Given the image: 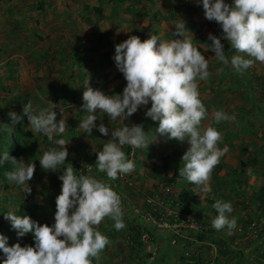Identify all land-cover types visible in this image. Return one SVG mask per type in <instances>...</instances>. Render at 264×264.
Segmentation results:
<instances>
[{
  "label": "rangeland",
  "instance_id": "374dc122",
  "mask_svg": "<svg viewBox=\"0 0 264 264\" xmlns=\"http://www.w3.org/2000/svg\"><path fill=\"white\" fill-rule=\"evenodd\" d=\"M114 1L0 0V134L3 127L12 123L8 115L9 112L22 114L23 105L27 101H31L34 107L51 108L55 106L56 108L53 110L57 113L56 120L59 121L62 118L66 122V130L62 136L54 137L55 139L63 138L67 144L65 147L69 155L65 160V165L69 167L70 164L72 165L71 159H78L81 167L86 168L87 175L109 183L116 190L115 180L107 178L105 173H103L104 177L98 178L101 172L95 166L96 159L94 158L96 152L100 151L99 147H103L109 141L110 135L104 136L96 129H93L92 133L88 135L79 128L80 121L87 115L85 109L82 108V94L85 90L86 80L89 79V86L101 90L106 95L120 94L126 86L123 74L117 67L114 68L115 61L113 64L107 59L104 62L101 61L102 55L104 57L110 53L114 55L115 50L107 47L94 48L92 64L88 67H82V70H78L72 78L73 68L65 67L59 60L63 57L70 58L69 56L75 48L93 47L96 43V36L100 34H113L112 38L117 42L115 44L123 42L131 35L138 36L142 42L149 39L153 34L162 41H170L178 38L173 36L174 26L181 19L190 31L186 35L192 37L193 44L199 48L209 62V77L206 80L198 81L199 98L207 110V115L202 120L201 126H213L221 133L222 138L218 142L219 147L223 148L225 145L228 147L229 142L234 147V151L232 153L227 151L212 169L208 181L211 192L202 193L200 187L196 185L193 186V189L202 200L210 199L212 195L216 200L223 199L225 190L223 192L217 190V183H222L224 181L222 178L226 177L230 170L240 167V159L244 162L250 158L254 159V153L251 151L254 152L259 146L262 153L260 157L261 159L264 158V115L258 107L259 101L264 103V63L255 62L244 73H240L235 71L230 63L224 65L218 61L210 47L211 41L208 39V35L211 33L218 36L222 30L215 21H209L205 18L202 5L195 3V0H139L134 5ZM225 2L231 4L232 0H225ZM99 6L103 9V16L100 19L95 11ZM221 42L224 44V52L230 60L236 54L235 50L231 49L226 40ZM86 55L89 57V54ZM111 60L114 59L111 58ZM114 73L120 74L121 79L106 83L105 77L110 78ZM247 84L251 85V90ZM150 107L151 103L138 109L135 114L124 121L128 126L141 124L150 143L147 148H133L129 145L122 147L127 159H131L135 164V170L132 173L143 176V180L140 182L129 181L131 184L133 183V187L140 194V199L138 198L140 204L143 201L142 196L146 195L147 192L151 190L162 191L167 187L164 185L165 183L159 182L158 175L166 174L168 179H172L175 175V169L183 167L182 156L189 147L187 141L179 142V147H177L176 139L169 140L155 132L158 122L152 121L144 114ZM68 108L73 109L71 116H69L73 119L70 123H68L69 118L67 117ZM217 110H223L228 115L234 116L235 119L215 123L212 116ZM97 119L95 122L97 125L104 123L110 129L123 126L121 119L112 121L108 119L106 114L99 111L97 112ZM16 124L25 135L31 138L35 146L34 152L37 155L36 161L31 162L28 156H26L27 158L24 157L23 161L34 163L36 167L33 177L29 181L30 192L25 193L22 186H17L10 181L8 191H4L0 187V208H5L4 200H8L11 203V211L16 213L20 206L18 201L27 198L31 205L38 204L40 206L36 214L37 222L51 226L54 223L56 211L55 199L60 194L61 185L54 188L49 186L48 182L52 175L62 174L64 164L58 166L56 171L45 170L41 168L39 158L45 151L59 146L49 141L45 135L34 132L26 116ZM13 129L15 131V128ZM71 129L77 130L73 138H70L69 131ZM248 130H251L253 134H249ZM128 146L131 149L127 156ZM247 148L251 151L243 152ZM176 160H178L177 166ZM256 172H264V164L258 165L256 163L255 166L249 165L247 168L245 176L248 178V185L245 189L249 196L253 195L258 186L261 185L262 177ZM121 176L124 177L125 175ZM125 177L131 178L128 175ZM216 178H219L217 182ZM187 182L184 178L182 180L177 179L176 184L170 187L171 195L180 199V190L187 185ZM156 184L157 186H154ZM228 191L226 190V192ZM236 197L238 198H234L235 200L232 202L236 205L231 203L235 211L230 216L235 217L236 220L241 218L246 221L245 213L247 211L241 210L243 205L240 202L241 197L237 195ZM122 208L125 227L128 222L132 223L131 221L135 219L140 220L139 214L136 213L137 207L132 203V199L127 198ZM247 209L254 218L258 217L252 213V205L248 206ZM209 217L214 219L212 211H210ZM260 220L259 223L261 224L258 223L254 228H251L250 235L247 236L248 239L243 235L239 236L241 234L240 224H236V227L231 231V235L236 240L247 239L250 246L253 247L250 251L252 260L255 259V251L258 248H254L256 243H260V247H264V240L258 241L257 235L259 233L253 231L256 227L264 226V216ZM113 224L114 222L109 217H105L99 225L95 226L97 230L108 237L110 243L99 253L98 257H90L92 264H137L131 260L130 251L126 245L128 241L117 236V234L119 235L118 232L123 229L117 231ZM2 225L4 229H1ZM133 227L136 229L135 224ZM0 229V234L7 237L9 232H15V236H17L16 230L12 229L10 223L4 218L3 224H0ZM258 231H261L260 228ZM115 232L117 234L114 237L113 233ZM226 234H229L227 228L216 232L213 238L218 241ZM162 240L163 244L161 242L158 245L161 248L159 251L164 252L165 250L169 255L167 251L168 240ZM211 241L208 240L207 244L215 245ZM13 244L15 243L8 242L9 246ZM146 244L148 245L147 253L154 250L149 242ZM195 248L194 246L192 250ZM182 253L184 252L182 251ZM215 253L216 248H213L211 254L214 256ZM169 258L173 259V255H169Z\"/></svg>",
  "mask_w": 264,
  "mask_h": 264
},
{
  "label": "clouds",
  "instance_id": "9594fccd",
  "mask_svg": "<svg viewBox=\"0 0 264 264\" xmlns=\"http://www.w3.org/2000/svg\"><path fill=\"white\" fill-rule=\"evenodd\" d=\"M195 3L202 5L205 18L215 21L222 30L219 37L208 35L218 61L224 65L230 63L240 73L255 62L264 63V0H232L231 4L225 0H195ZM174 28L173 36L178 38L170 41H162L153 34L142 42L138 36L131 35L115 45L113 59L126 86L120 94L106 95L89 86V79L86 80L82 108L87 115L80 121L79 128L88 135L93 129L104 136L110 135L102 150L96 152L95 166L107 178L116 180L119 175L135 170L134 162L127 159L122 147L147 148L150 144L141 124L128 126L124 121L151 103L144 114L158 122L155 132L169 140L189 144L182 156L183 167L179 168V175L199 186L202 193H209L212 169L228 147L218 146L222 136L215 127L201 126L207 110L199 98L198 81L206 80L210 75L208 59L193 44L192 37L186 35L190 31L183 20L180 19ZM222 40L235 50L236 54L230 60ZM54 108L34 107L27 101L22 114H8L14 124L26 116L34 132L45 135L59 146L50 148L39 158L41 168L52 171L65 164L69 155L65 140L54 138L62 136L66 130L65 120H56ZM98 111L112 121L121 119L123 126L110 129L104 123L97 125ZM212 119L220 123L235 117L217 110ZM5 162L14 165L12 170L4 173L5 178L22 186L25 193L30 192L29 181L35 164L17 160L8 151L0 153V165ZM77 172L69 166L58 176L62 185L55 199L56 211L51 226L39 224L28 215L12 211L4 213V219L16 230L17 236L31 233L34 245L22 247L15 243L9 246L8 237L0 234V251L3 253L0 264H92L90 257H98L110 243L95 226L109 217L117 231L125 227L121 196L109 183L90 175H77ZM212 207L217 215L211 226L217 231L227 228L231 234L237 224L236 218L230 216L233 212L231 202L217 199Z\"/></svg>",
  "mask_w": 264,
  "mask_h": 264
},
{
  "label": "trees",
  "instance_id": "16d2710c",
  "mask_svg": "<svg viewBox=\"0 0 264 264\" xmlns=\"http://www.w3.org/2000/svg\"><path fill=\"white\" fill-rule=\"evenodd\" d=\"M114 2H126V4L134 5L137 4L139 0H115ZM130 10L132 11L131 7ZM95 11L97 13V17L100 19L103 16V9L101 8V6H99L95 9ZM115 12L117 11L115 10ZM221 32L217 37L221 35ZM112 37L113 34H100L96 36V43L93 47H88L87 49H84L83 46H81V48H75L72 51V54L69 56L70 58L63 57L59 61L65 67H71V69L73 68L72 72L74 73H72L71 75L72 78L82 67H88L92 64L91 62H93L92 56L94 48L107 47L115 50V43L117 42ZM86 54H89V57ZM102 56V62L106 61L107 59L111 64H113L114 60H111V58H113L114 55H112V53L108 54L106 57H104V55ZM113 65L115 68V63ZM105 78L106 83L110 81L116 82L121 79L120 74L118 73H114L110 78ZM247 87L251 90L250 84H247ZM258 107L261 110V113L264 115V103L259 101ZM68 110L70 113L68 112L67 117L69 118V116H71L72 114L73 109L68 108ZM71 120L73 119H71L70 117L68 123H70ZM13 128H15V131ZM69 132L70 138H73L77 130L71 129ZM247 132L249 134H253L251 130H248ZM179 142L180 141L175 140V144L178 145L177 147H179ZM228 144V152L232 153L234 151L233 144H231L230 142ZM102 148V146L99 147L100 151L102 150ZM260 148L261 147L259 146L256 150H254V152L249 150V148L244 149L243 152L245 153L250 151L254 153V159L250 158L247 162H244V160L240 159V167L238 169L230 170L226 177L222 178L224 181L222 183H217L218 189L216 188L217 190H222V192L225 190V196H223L224 201H230L232 203L234 202L233 200H235L234 198H238L236 197V195L241 197L240 202L243 203L241 210H245V212L247 211V213H245L247 216V220L244 221L243 219L238 218L236 221L237 224L241 225V234L239 236L243 235L246 238L250 235L251 228H254L256 224L261 222L260 218L264 216V172H256V174L260 175V177L262 178L261 185L258 186L253 195L249 196L245 189L248 185V178L245 176V173L247 172V168H249V165L255 166L256 163L258 165L264 164V158L262 157L263 159H261L260 157L262 156ZM34 149L35 146L33 145L31 138L25 135L23 130H21V128L16 123H9L6 127L2 128V132L0 134V153L8 151L9 155L15 157L17 160H23L24 157L28 156L31 162H33L36 161L37 158ZM130 149L131 148L128 146L127 156L129 155ZM94 158L96 159V154ZM165 158L167 159L168 157ZM70 162L72 163V165L70 163L69 164L74 168V171H79L76 173L77 175H87L86 168L81 167L78 159H71ZM175 162L177 166L178 160H176ZM222 165L225 166L224 163H222ZM13 167L14 165H12L10 162H5V164L0 165V187L3 188L4 191H8L10 188V182L5 178L4 173L6 171L12 170ZM65 168H67V165L64 164L62 166V171ZM179 168L181 167H177L175 169V175L172 179H168L166 177V174H159V182L165 183L164 185H166L167 187H173L174 184H176L175 181L177 179H183V177L179 175ZM151 172L150 177L152 178ZM131 173L124 174L125 176H130L131 178L129 179H127L128 177L125 176H118V178L115 180L117 188L115 191L121 196L122 207L127 198H130L132 199V203H134V206L136 205V207L140 209V213L145 214L149 212V210H151V206L145 202V198L146 196H152L155 191L151 190L147 192L146 195H143V201L140 204V194L133 187V183L131 184L129 181L134 180V182H140L143 180V176L138 173ZM52 176L49 178V186L56 188L62 185V181L58 179L59 175L55 174ZM98 176V178L104 177L103 173H99ZM217 179L219 178H216V182ZM154 186H157V184ZM193 186L195 185L187 182V185H185L183 189L180 190V199H176V196L174 197L171 194L169 195L172 203V208L175 209L178 214L177 216L168 217V220L171 223L180 225V223L185 221L183 217L189 216L194 223H197L198 229L179 226L176 231L154 230L147 227L141 217L139 218L140 223L137 219L131 221L132 223L128 222L127 226L124 227L121 232H118L119 235L115 232L113 233V236L115 237V234H117L118 237H122L124 240L128 241L126 242V245L128 246V250L130 251L129 254L131 260H134L135 262H137V264H254L255 262L256 264H264V247H260V243H256L257 245L254 246V248H258L255 251V259L252 260L250 257V251H252L253 247H251L250 243H248V238L246 240H243L242 238L241 241H238V239L236 240V238L231 234L223 235V238H220V240L218 241L213 238L214 234L218 231L211 226V221L213 219L209 217V215L210 211L213 212L214 217L217 215L216 210L212 207L216 199L212 195V198H205V200H202L200 198V195L194 191ZM226 190L229 191L226 192ZM4 201L5 208H0V224H3L4 213L11 211V203L8 200ZM18 203L20 204V206L18 207L16 214L28 215L33 220L37 221L36 214L40 207L38 204L31 205L27 198H22L20 201H18ZM232 204L236 205V203ZM251 205L253 206L252 213L254 215H257V218H254L248 212L247 208ZM233 211H235V209H233ZM134 224L136 226V229H134L133 227ZM259 228L261 230L260 232L258 231ZM1 229H4L3 225ZM253 231L255 233H259L257 235L258 241L264 240V226L256 227ZM144 233L149 234V240L147 242L142 240V235ZM162 239L168 240L167 251L169 252V255H173V259L169 258V255H167V252L165 250L164 252L159 251L161 248L158 245L161 242L163 244ZM208 240H212L211 242L215 245L207 244ZM8 242L20 243L22 247L25 245H34V239L31 233L25 234L23 237H18L15 236V232H9ZM148 242L154 248V250L149 253H147L148 245L146 244ZM198 242H200V244H198ZM194 246L196 248L192 250ZM213 248H216V253L214 254V256L211 254ZM182 251L184 253H182ZM2 256L3 253L1 252L0 257Z\"/></svg>",
  "mask_w": 264,
  "mask_h": 264
},
{
  "label": "built area",
  "instance_id": "2783aa9c",
  "mask_svg": "<svg viewBox=\"0 0 264 264\" xmlns=\"http://www.w3.org/2000/svg\"><path fill=\"white\" fill-rule=\"evenodd\" d=\"M170 194H172L170 187H165L162 191H155L152 196H146L145 202L151 206V210L145 214H141L140 209L137 208L136 213L139 214L145 225L150 229L176 231L179 226L198 229L197 223H194L189 216L183 217L185 221L180 223V225L169 222L168 217L177 216L178 214L176 211L174 212L172 208V203L169 198ZM142 237L145 242L149 240V234L147 233H144Z\"/></svg>",
  "mask_w": 264,
  "mask_h": 264
}]
</instances>
